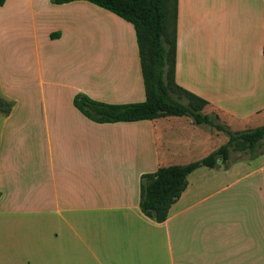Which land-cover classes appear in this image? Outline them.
I'll use <instances>...</instances> for the list:
<instances>
[{
	"label": "crops",
	"instance_id": "obj_1",
	"mask_svg": "<svg viewBox=\"0 0 264 264\" xmlns=\"http://www.w3.org/2000/svg\"><path fill=\"white\" fill-rule=\"evenodd\" d=\"M173 7L176 84L230 128L261 118L264 0ZM144 87L127 20L86 0L0 6V94L14 102L0 112V207L32 217L0 233V264H264V151L194 169L156 222L139 208L141 175L224 136L187 115L97 123L73 104L141 102ZM34 221L40 235L24 230Z\"/></svg>",
	"mask_w": 264,
	"mask_h": 264
},
{
	"label": "trees",
	"instance_id": "obj_2",
	"mask_svg": "<svg viewBox=\"0 0 264 264\" xmlns=\"http://www.w3.org/2000/svg\"><path fill=\"white\" fill-rule=\"evenodd\" d=\"M60 4L76 0H50ZM107 9L130 22L135 31L144 83L145 99L141 102L114 104L91 99L83 93L73 97L74 106L87 118L97 123L149 120L163 116L187 115L195 124L212 126L228 135L226 143L204 157L186 164L160 166L155 172L140 177L139 208L141 212L156 222H162L168 215L171 204L181 195L187 186V176L194 169L206 166L214 167L218 160L223 167L228 166L229 145L235 137L228 127L214 122L211 115L204 114L200 107L205 100L176 84L175 32L170 27V16L174 10V0H86ZM5 0H0V6ZM172 29V38L168 31ZM165 44L169 45L166 49ZM170 61V70L163 67ZM187 97L185 104L173 98V93ZM14 102L0 94V112L9 114ZM216 116V115H214ZM218 120V116L215 117ZM240 131V130H239ZM241 138L238 148H251L264 137V124L238 133Z\"/></svg>",
	"mask_w": 264,
	"mask_h": 264
},
{
	"label": "rangeland",
	"instance_id": "obj_3",
	"mask_svg": "<svg viewBox=\"0 0 264 264\" xmlns=\"http://www.w3.org/2000/svg\"><path fill=\"white\" fill-rule=\"evenodd\" d=\"M171 23H173V18L171 19ZM167 38L170 39L172 38V29H170L168 31V35ZM166 49L169 48L168 44H165ZM170 59L168 60L167 64H165V66L163 67L164 72L169 71L170 70ZM173 98L179 100L180 102L183 103H187V97H185L184 95L180 94V93H173ZM212 115V119L214 120V122L221 124L222 126L228 127L227 124L222 120H216L215 117L213 115V113H211ZM264 124V115L260 117H248L247 119L243 120V121H238V122H234L231 124L230 128L228 127V130L234 134V141L232 142L231 145H229V150H230V158L231 160L236 156V157H249V156H253V155H258L259 153L264 151V137L262 139H260L257 143H255L251 148H246L245 150H240L238 148L239 143H241V138L239 137L238 133L249 130V129H253L256 126H262ZM200 127H202V129L205 132H211V133H215L217 130L215 128H213L212 126H208L205 124H201ZM240 130V131H239ZM219 135L224 136L222 139V142H225L228 140V135L223 132V131H219ZM221 140V139H220ZM177 143H179V139L176 140ZM211 145V144H210ZM208 143V147L210 146ZM206 148L205 145L200 146V148H197L195 150V152L193 153L194 155L199 154L200 152H203V150ZM203 154V153H201ZM185 160V159H182ZM39 214V213H38ZM34 218H36V220L38 218H40V215H33ZM31 219V215L25 211V209H11V208H2L0 207V233L2 234L3 231L5 230L6 232H9L10 230L15 231L17 229H15L13 226V223H19L22 220L25 219ZM41 222H36L34 221L33 225H30V223L24 228L25 231H27L28 233L32 232L34 233V235H40V231L42 229V225L40 224ZM18 225V224H16ZM19 226V225H18ZM14 229H13V228ZM20 227V226H19ZM0 234V235H1Z\"/></svg>",
	"mask_w": 264,
	"mask_h": 264
}]
</instances>
